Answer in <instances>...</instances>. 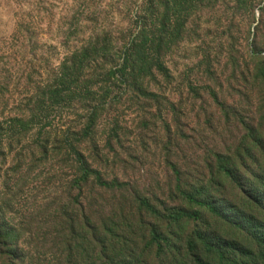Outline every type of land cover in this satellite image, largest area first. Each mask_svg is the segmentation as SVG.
<instances>
[{"label": "rangeland", "instance_id": "374dc122", "mask_svg": "<svg viewBox=\"0 0 264 264\" xmlns=\"http://www.w3.org/2000/svg\"><path fill=\"white\" fill-rule=\"evenodd\" d=\"M222 167L264 181V0H0V264H157L182 194L256 214Z\"/></svg>", "mask_w": 264, "mask_h": 264}, {"label": "trees", "instance_id": "16d2710c", "mask_svg": "<svg viewBox=\"0 0 264 264\" xmlns=\"http://www.w3.org/2000/svg\"><path fill=\"white\" fill-rule=\"evenodd\" d=\"M154 68L160 75L167 76V71L159 60H155ZM116 74L113 71L109 73L111 77H115ZM89 130L90 128L85 136L90 135ZM78 164L83 174L81 182H86L89 170L80 155H78ZM220 172L224 174L227 182L241 192L248 204L256 208V214L259 216L242 215L232 204L224 212L219 203L206 199L205 195L182 194L185 203L197 208L199 212L179 210L176 215L165 219L171 229L168 235L152 232L150 246L155 250L154 262L157 264H264V181L258 180L259 188L257 190L250 188V192L246 195L237 170L222 167ZM98 184L106 189L114 187L104 183ZM208 220L216 223L217 227L219 223H226V230L222 231L215 227L212 229V222L209 223ZM186 227L188 233L185 237L177 235V232L181 234ZM238 233L246 235L245 242L235 238V234Z\"/></svg>", "mask_w": 264, "mask_h": 264}]
</instances>
